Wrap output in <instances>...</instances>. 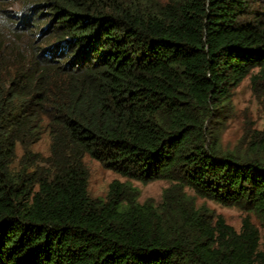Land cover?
Listing matches in <instances>:
<instances>
[{
  "label": "trees",
  "instance_id": "1",
  "mask_svg": "<svg viewBox=\"0 0 264 264\" xmlns=\"http://www.w3.org/2000/svg\"><path fill=\"white\" fill-rule=\"evenodd\" d=\"M262 2L0 0V264H260L187 189L264 220V134L221 139L245 80L264 105ZM87 156L170 186L93 198Z\"/></svg>",
  "mask_w": 264,
  "mask_h": 264
},
{
  "label": "rangeland",
  "instance_id": "2",
  "mask_svg": "<svg viewBox=\"0 0 264 264\" xmlns=\"http://www.w3.org/2000/svg\"><path fill=\"white\" fill-rule=\"evenodd\" d=\"M261 5L259 10L264 14V0ZM232 106V112L225 120L221 135L223 146L230 149L237 147L241 142L246 145L247 142H244V138L247 133L250 134L254 130H257L260 131L261 134H264V105L254 97L249 79L245 80L235 89ZM34 150L47 155L49 151L48 136L43 137L42 140L34 146ZM85 163L89 171L88 192L93 198H105L110 184L114 181H119L121 183H127L137 190L138 201L140 203H144L148 200L159 203L165 189L170 186L165 180L142 183L124 178L118 173L104 168L100 162L89 156L85 158ZM187 192L195 197L198 207L206 208L213 215L217 217L221 216L229 223L240 225L241 221L249 219L250 223L255 225L260 232L259 250L264 254V220L260 216L243 207H225L210 200L196 197L195 194L188 189ZM260 264H264V259L260 261Z\"/></svg>",
  "mask_w": 264,
  "mask_h": 264
},
{
  "label": "clouds",
  "instance_id": "3",
  "mask_svg": "<svg viewBox=\"0 0 264 264\" xmlns=\"http://www.w3.org/2000/svg\"><path fill=\"white\" fill-rule=\"evenodd\" d=\"M20 13H18V15H19ZM0 19H4V17L3 16H0Z\"/></svg>",
  "mask_w": 264,
  "mask_h": 264
}]
</instances>
